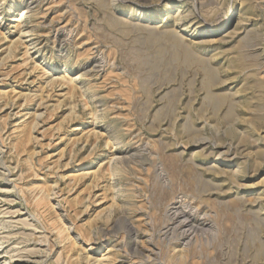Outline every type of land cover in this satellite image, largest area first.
I'll use <instances>...</instances> for the list:
<instances>
[{
  "label": "rangeland",
  "instance_id": "1",
  "mask_svg": "<svg viewBox=\"0 0 264 264\" xmlns=\"http://www.w3.org/2000/svg\"><path fill=\"white\" fill-rule=\"evenodd\" d=\"M0 16V263L264 264V0Z\"/></svg>",
  "mask_w": 264,
  "mask_h": 264
},
{
  "label": "bare ground",
  "instance_id": "2",
  "mask_svg": "<svg viewBox=\"0 0 264 264\" xmlns=\"http://www.w3.org/2000/svg\"><path fill=\"white\" fill-rule=\"evenodd\" d=\"M24 10H22L21 11V16H20V18H19V20L17 19V21L18 22H20V21H22L23 20V18H24V16L27 14L26 12H23ZM3 22V18L0 16V23H2ZM220 28L218 29H214L213 30V34L211 33V32H209V31H207V32H202V33H200L199 35H198V37H201V36H207V37H214V36H216L214 33H218V32H220ZM24 30H23V32H22V35H21V37L22 36H24ZM219 35V34H218ZM66 71V73H64L65 74V76L62 78V80H66V78L65 77H67L68 75H69V73H70V69H66L65 70ZM66 82H68V83H70V84H74L75 82H76V79H72V78H70V79H67L66 80ZM38 116V115H37ZM43 202V201H42ZM41 203V202H40ZM66 226V230L68 229L69 231H70V226L68 225V224H66L65 225ZM46 231V230H45ZM91 249H93V248H91ZM107 259V258H106ZM105 260V259H104ZM5 262V261H4ZM4 262H1L0 264H4Z\"/></svg>",
  "mask_w": 264,
  "mask_h": 264
}]
</instances>
